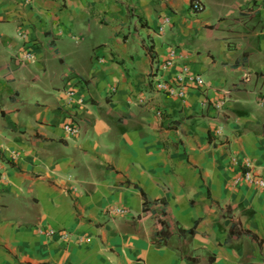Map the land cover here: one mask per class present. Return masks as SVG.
Returning <instances> with one entry per match:
<instances>
[{"label":"crops","instance_id":"1","mask_svg":"<svg viewBox=\"0 0 264 264\" xmlns=\"http://www.w3.org/2000/svg\"><path fill=\"white\" fill-rule=\"evenodd\" d=\"M191 1L0 0V264H264V2Z\"/></svg>","mask_w":264,"mask_h":264},{"label":"built area","instance_id":"2","mask_svg":"<svg viewBox=\"0 0 264 264\" xmlns=\"http://www.w3.org/2000/svg\"><path fill=\"white\" fill-rule=\"evenodd\" d=\"M264 0H255L254 6H258L259 4H263ZM190 9L193 13H199L203 6L198 0H192L190 4ZM168 24V20L164 19L163 24L159 27L158 32L162 33L164 30V25ZM154 65L148 74V78L150 82L153 84L154 89L159 93H165L172 97H178L183 99L186 96V89L189 85H202L204 84V79L199 74H194L191 72L190 67L187 64H182L179 67L177 66V60L179 58V54L177 53V49L173 48L170 49L167 57L165 59L159 60L156 57H153ZM34 59V54L32 52H24L18 57H16V63L18 65H22L27 62H31ZM175 70V80H164L161 77V74L167 72L169 70ZM248 75L245 76L248 79ZM66 97V102L69 105L71 102L75 103L76 105H82L84 100L81 96H77V92L74 89H69L63 92ZM264 104V99L262 100ZM222 102L217 104V107H221ZM158 116L162 115L161 111H157L156 113ZM63 130L64 132L73 137L79 134L80 132V123L76 121L74 114L69 113V116L65 119L63 123ZM217 135H221L222 131L221 128L215 131ZM244 170H241L240 173L233 179L232 185L234 187L247 184L251 185L260 189L264 190V177L258 174L255 171L253 164L249 160H245L243 163ZM4 162L0 160V178L4 179ZM109 214L112 215H126L129 212L126 209L122 208H113L108 211ZM43 235L48 237H55L57 236L61 240H68L71 237V233L66 230H42L40 231Z\"/></svg>","mask_w":264,"mask_h":264}]
</instances>
